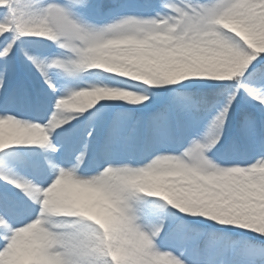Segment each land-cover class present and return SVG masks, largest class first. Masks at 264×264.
<instances>
[{
  "label": "snow or ice",
  "instance_id": "snow-or-ice-1",
  "mask_svg": "<svg viewBox=\"0 0 264 264\" xmlns=\"http://www.w3.org/2000/svg\"><path fill=\"white\" fill-rule=\"evenodd\" d=\"M0 264H264V0H0Z\"/></svg>",
  "mask_w": 264,
  "mask_h": 264
}]
</instances>
